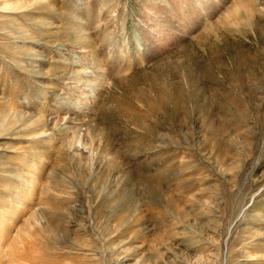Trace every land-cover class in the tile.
I'll return each instance as SVG.
<instances>
[{"label": "rangeland", "instance_id": "374dc122", "mask_svg": "<svg viewBox=\"0 0 264 264\" xmlns=\"http://www.w3.org/2000/svg\"><path fill=\"white\" fill-rule=\"evenodd\" d=\"M0 1V264H264V0Z\"/></svg>", "mask_w": 264, "mask_h": 264}, {"label": "bare ground", "instance_id": "6f19581e", "mask_svg": "<svg viewBox=\"0 0 264 264\" xmlns=\"http://www.w3.org/2000/svg\"><path fill=\"white\" fill-rule=\"evenodd\" d=\"M39 2V1H38ZM38 2H37V4H38ZM48 3V2H47ZM238 3V2H237ZM243 3V2H242ZM245 4V3H244ZM5 6V4L2 2V1H0V8H1V6ZM241 5V4H240ZM246 5V4H245ZM36 6V5H35ZM46 6V5H45ZM236 6V5H235ZM44 8V7H43ZM235 8V7H234ZM231 9H233L232 7H231ZM236 9V8H235ZM34 10V9H33ZM239 10H240V8H239ZM30 11V10H29ZM34 11H36V10H34ZM228 11H230V12H232L230 9L228 10ZM235 10L233 9V12H234ZM237 11V10H236ZM236 13V12H235ZM234 13V14H235ZM239 13V12H238ZM229 14V16H231L230 15V13H228ZM244 14V13H243ZM2 15H1V13H0V17H1ZM4 16V15H3ZM5 17V16H4ZM16 17V16H15ZM241 17H242V14H241ZM8 18V17H7ZM224 18V17H223ZM11 19V18H10ZM13 19V18H12ZM235 19H236V17H235ZM7 20V19H6ZM13 21V20H12ZM9 22V21H8ZM19 27V26H18ZM79 26H77L76 28H78ZM80 28V27H79ZM82 28V27H81ZM14 29V28H13ZM81 30V29H80ZM16 32V31H15ZM78 32V31H77ZM76 33V32H75ZM85 34V33H84ZM75 36H76V34H75ZM20 38V37H19ZM82 38V37H81ZM75 39V38H74ZM77 39V38H76ZM79 39H80V37H79ZM78 39V40H79ZM84 39H85V36H84ZM88 39V38H87ZM83 42V41H82ZM88 42V41H87ZM14 43H16V42H14ZM82 44V43H81ZM84 44V43H83ZM18 55V54H17ZM83 56V55H82ZM81 58H83V57H81ZM85 58V57H84ZM87 64V63H86ZM85 72V71H84ZM37 77V76H36ZM42 77V76H41ZM40 76L38 77V79L39 78H41ZM40 80V79H39ZM41 81V80H40ZM40 83V82H39ZM80 83V82H79ZM3 102V101H2ZM30 123V122H29ZM19 126V125H18ZM20 127V126H19ZM19 129V128H18ZM22 129H23V126H22ZM21 129V130H22ZM24 130V129H23ZM31 132V131H30ZM29 133V132H28ZM15 139H17V138H15ZM33 140V139H32ZM29 141V140H28ZM9 148V147H8ZM7 148V149H8ZM11 150H13V149H11ZM7 152H8V150H5L4 148L2 149H0V153H3V154H7ZM8 153H10V152H8ZM12 153V152H11ZM14 153V152H13ZM30 153V152H29ZM17 154V153H16ZM9 155V154H8ZM25 156V155H24ZM27 157V156H26ZM8 159H11V157H8ZM3 162V161H2ZM13 168V167H12ZM12 168H10V167H8V165L7 164H0V176H7V175H10L13 171H11L10 169H12ZM14 174V173H13ZM32 181H30V183H31ZM6 200L8 201V199L6 198ZM2 201V198H0V205H1V203L3 204V202H1ZM16 204H18V203H16ZM5 205L6 206H8L6 203H5ZM5 205L3 206V207H1V209H0V214L4 211H6L7 210V208L8 207H5ZM19 207V206H18ZM9 209V208H8ZM7 212H8V210H7ZM4 214H6V213H4ZM4 217V216H3Z\"/></svg>", "mask_w": 264, "mask_h": 264}]
</instances>
